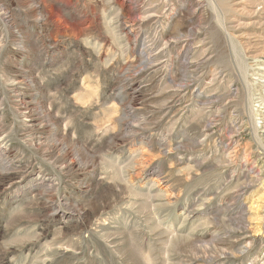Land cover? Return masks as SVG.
Masks as SVG:
<instances>
[{"label":"rangeland","instance_id":"rangeland-1","mask_svg":"<svg viewBox=\"0 0 264 264\" xmlns=\"http://www.w3.org/2000/svg\"><path fill=\"white\" fill-rule=\"evenodd\" d=\"M263 10L0 0V264H264Z\"/></svg>","mask_w":264,"mask_h":264},{"label":"bare ground","instance_id":"bare-ground-1","mask_svg":"<svg viewBox=\"0 0 264 264\" xmlns=\"http://www.w3.org/2000/svg\"><path fill=\"white\" fill-rule=\"evenodd\" d=\"M215 3V2H214ZM217 3V2H216ZM219 5H220V3H219ZM200 7V6H199ZM264 11V10H263ZM260 16V15H259ZM194 24V23H193ZM227 26V25H226ZM195 27V26H194ZM228 27V26H227ZM226 30H229V29H226ZM231 30H232V28H231ZM233 31H234V29H233ZM231 32V31H230ZM233 33V32H232ZM194 35V34H193ZM196 35V34H195ZM231 35V34H230ZM232 38H236V40H237V37H232ZM239 40V39H238ZM239 42V41H238ZM246 43V42H245ZM245 43H243V45L245 44ZM239 45H241V44H239ZM232 46H234L233 44H232ZM245 46V45H244ZM235 48V47H234ZM233 48V49H234ZM245 48V47H244ZM243 48V49H244ZM236 49V48H235ZM233 52H236L235 50L233 51ZM249 52V51H248ZM204 53V52H203ZM235 55H236V53H235ZM179 56V55H178ZM189 56V55H188ZM238 56V55H237ZM241 64V63H240ZM179 65V64H178ZM199 66V65H198ZM240 66V65H239ZM200 67V66H199ZM195 68V67H194ZM218 70V69H217ZM199 72V71H198ZM229 86V85H228Z\"/></svg>","mask_w":264,"mask_h":264}]
</instances>
